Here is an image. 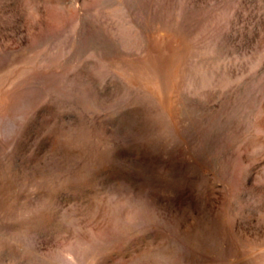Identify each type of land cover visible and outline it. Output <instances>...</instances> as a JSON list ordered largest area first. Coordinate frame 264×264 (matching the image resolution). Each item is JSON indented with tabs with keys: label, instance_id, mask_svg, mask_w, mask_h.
I'll use <instances>...</instances> for the list:
<instances>
[{
	"label": "rangeland",
	"instance_id": "obj_1",
	"mask_svg": "<svg viewBox=\"0 0 264 264\" xmlns=\"http://www.w3.org/2000/svg\"><path fill=\"white\" fill-rule=\"evenodd\" d=\"M0 264H264V0H0Z\"/></svg>",
	"mask_w": 264,
	"mask_h": 264
}]
</instances>
